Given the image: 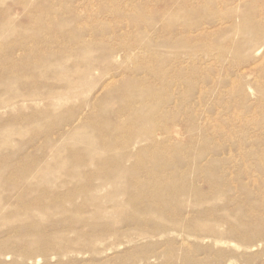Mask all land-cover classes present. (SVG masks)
<instances>
[{
	"label": "rangeland",
	"instance_id": "rangeland-1",
	"mask_svg": "<svg viewBox=\"0 0 264 264\" xmlns=\"http://www.w3.org/2000/svg\"><path fill=\"white\" fill-rule=\"evenodd\" d=\"M0 264H264V0H0Z\"/></svg>",
	"mask_w": 264,
	"mask_h": 264
},
{
	"label": "bare ground",
	"instance_id": "bare-ground-1",
	"mask_svg": "<svg viewBox=\"0 0 264 264\" xmlns=\"http://www.w3.org/2000/svg\"><path fill=\"white\" fill-rule=\"evenodd\" d=\"M59 1V0H58ZM55 2V1H54ZM39 4V3H38ZM61 4V3H60ZM247 7V6H246ZM56 9V8H55ZM52 10V9H51ZM50 12V11H49ZM51 13H52V11H51ZM29 15V14H28ZM56 17V16H55ZM4 18H6V17H4ZM12 20V19H11ZM48 20V19H47ZM39 21V20H38ZM70 21V20H69ZM46 22V21H45ZM54 22V21H53ZM67 22V21H66ZM31 24V23H30ZM44 25H45V23H44ZM11 27V26H10ZM27 27H28V25H27ZM16 28V27H15ZM32 28V27H31ZM47 28V27H46ZM56 29H58V28H56ZM246 29V28H245ZM3 31V30H2ZM13 31V30H12ZM19 31V30H18ZM43 33H44V31H43ZM37 34V33H36ZM56 35V34H55ZM73 36V35H72ZM54 37V36H53ZM8 38V37H7ZM16 39V38H15ZM59 39V38H58ZM65 39V38H64ZM37 42V41H36ZM37 47V46H36ZM51 47V46H50ZM87 48V47H86ZM38 49V48H37ZM53 49V48H52ZM49 50V49H48ZM42 51V50H41ZM39 54V53H38ZM45 54H46V52H45ZM5 54H3V56H4ZM31 56V55H30ZM7 57V56H6ZM5 58V57H4ZM36 60V58L34 59V61ZM17 61V60H16ZM14 63V62H13ZM89 63V62H88ZM34 64H36V63H34ZM85 64V63H84ZM3 65V64H2ZM90 65V64H89ZM12 66V65H11ZM22 68V67H21ZM77 69V68H76ZM157 71V70H156ZM81 73V72H80ZM142 95V94H141ZM142 98V97H141ZM106 113V112H105ZM137 113V112H136ZM132 129V128H131ZM149 132V131H148ZM153 133V132H152ZM130 134V133H129ZM94 150V149H93ZM161 151V150H160ZM169 152V151H168ZM168 156H170V155H168ZM163 158V157H162ZM160 160V159H159ZM162 160V159H161ZM155 161V160H154ZM164 162V161H163ZM154 165V164H153ZM169 171V170H168ZM184 175V174H183ZM179 178V177H178ZM117 179V178H116ZM164 181V180H163ZM157 182V181H156ZM175 182V181H174ZM170 189V188H169ZM242 211V210H241Z\"/></svg>",
	"mask_w": 264,
	"mask_h": 264
}]
</instances>
